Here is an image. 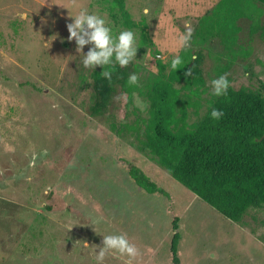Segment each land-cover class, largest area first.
<instances>
[{
	"label": "rangeland",
	"instance_id": "rangeland-1",
	"mask_svg": "<svg viewBox=\"0 0 264 264\" xmlns=\"http://www.w3.org/2000/svg\"><path fill=\"white\" fill-rule=\"evenodd\" d=\"M126 5L134 20L147 22L153 45H142L132 29L138 81L131 94L117 92L110 110L121 126L147 129L146 93L159 64L151 49L167 68L175 54L188 63L194 52L204 53L201 80L184 91L193 93L191 123L207 112L210 80L219 75H227L229 88L264 89L258 0ZM81 8L103 15L114 33L127 29L113 0H0V264H127L118 254L96 258L102 237L113 233L126 234L138 249L132 264H264V207L239 223L228 220L140 151L138 134L120 136L89 114L93 76L102 68L85 69L67 39L68 13ZM188 26L191 47L180 49ZM124 161L169 196L143 193ZM174 232L181 235L177 261Z\"/></svg>",
	"mask_w": 264,
	"mask_h": 264
},
{
	"label": "trees",
	"instance_id": "trees-1",
	"mask_svg": "<svg viewBox=\"0 0 264 264\" xmlns=\"http://www.w3.org/2000/svg\"><path fill=\"white\" fill-rule=\"evenodd\" d=\"M113 1L123 26L138 29L142 45L151 47L147 22L132 18L126 0ZM258 1L264 5V0ZM193 55L196 59L176 73L158 61L157 76L146 93L150 112L144 134L140 124L121 126L110 113L118 91L133 92L127 81L129 74L138 71L135 62L127 68L112 66L110 80L101 73L93 76L95 99L89 114L108 122L120 136L138 134L140 151L222 216L239 223L250 210L264 207V89L229 88L226 96H212L209 101V105L223 110L221 119L212 120L208 107L199 121L191 123L193 93L184 91L191 82L201 80L205 62L201 50ZM188 69H192L190 76L185 75ZM124 163L130 180L143 193L169 196L141 167ZM180 240L181 235L174 232L171 249L176 261Z\"/></svg>",
	"mask_w": 264,
	"mask_h": 264
},
{
	"label": "clouds",
	"instance_id": "clouds-1",
	"mask_svg": "<svg viewBox=\"0 0 264 264\" xmlns=\"http://www.w3.org/2000/svg\"><path fill=\"white\" fill-rule=\"evenodd\" d=\"M147 13V9H145ZM71 22L67 23V31L69 41H75L76 52L82 53V65L85 69H95L97 66L102 68L101 75L110 80L112 77L113 65L120 68H127L136 59L138 50L137 38L134 30L123 29L113 32V28L106 21L103 15L91 13L85 8H81L75 15L68 13ZM193 29L188 26L185 31L179 35L177 47L180 49H188L191 47ZM85 46H88L86 53H83ZM151 59L162 60L160 55L153 57L151 49ZM192 60L196 57L193 55ZM187 65L184 58L175 54L168 62V70L177 72ZM152 67H156L152 65ZM186 76L192 75V69L185 72ZM138 76L132 72L128 76V84L135 85ZM211 95L215 97L226 96L229 89V80L227 75H219L210 80ZM211 111L209 116L212 120H219L223 117L224 112L209 105ZM95 223V221H94ZM96 258L103 261L108 254H118L121 257H127V264L139 255L138 249L130 243L126 234H107L102 237L101 245L98 246Z\"/></svg>",
	"mask_w": 264,
	"mask_h": 264
}]
</instances>
